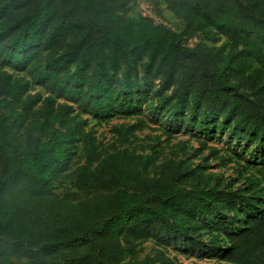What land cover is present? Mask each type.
Listing matches in <instances>:
<instances>
[{
    "label": "trees",
    "instance_id": "obj_1",
    "mask_svg": "<svg viewBox=\"0 0 264 264\" xmlns=\"http://www.w3.org/2000/svg\"><path fill=\"white\" fill-rule=\"evenodd\" d=\"M132 1L0 0V60L52 93L0 74V264H175L162 250L134 260L150 239L264 264V166L248 194L234 192L189 159L101 148L58 101L98 117L150 110L229 132L264 158V0H162L184 20L180 32L121 11ZM198 34L204 43L186 42ZM79 142L86 162L71 168ZM61 180L85 196L57 194ZM201 220L217 231L208 242L194 236Z\"/></svg>",
    "mask_w": 264,
    "mask_h": 264
},
{
    "label": "rangeland",
    "instance_id": "obj_2",
    "mask_svg": "<svg viewBox=\"0 0 264 264\" xmlns=\"http://www.w3.org/2000/svg\"><path fill=\"white\" fill-rule=\"evenodd\" d=\"M121 11L128 16H145L151 18L158 24L166 25L177 32L184 26V20L176 16L167 8L161 0H133L124 5ZM224 38L219 41L221 44ZM193 46L197 43H204L203 36L198 34L186 41ZM211 45V43H208ZM6 73L13 81L20 80L29 86V93H37L42 98L52 96V93L44 84L34 80L28 68L16 66L0 60V74ZM59 102L69 103L74 107V115L78 119L86 120V130L93 132L101 148L110 152L112 148H130L136 152L151 153L157 151L158 162L174 157L189 159L193 165H203L204 174L209 178L211 184L221 179L223 184L230 185L234 192L248 194L245 192L250 187V180L259 178L258 170L264 166V158L258 152L256 145L247 146L245 142L238 143L230 138V133H202L198 129L171 123L168 117H157L152 115L150 110L141 114H115L105 117H98L94 114L84 112L77 103L71 100L58 98ZM142 118L147 127L137 129L138 119ZM131 127L127 132L124 128ZM121 129V130H119ZM81 143L79 142L73 152H77L70 162L74 168L78 163H85V158L80 154ZM6 164V161L4 162ZM54 191L57 194H68L71 198L79 199L85 196V192L77 190L70 181L61 180L55 182ZM225 217L231 218L226 206L222 208ZM216 219V217L212 218ZM199 230L194 235L200 242H208L215 232L212 229V221L199 223ZM225 240V237H224ZM134 260L140 261L146 255L156 256L158 250H162L166 256L175 264H232L221 260L218 257L207 258L203 247H192L189 243H172L166 239H150L140 243ZM24 264V260L21 261Z\"/></svg>",
    "mask_w": 264,
    "mask_h": 264
}]
</instances>
